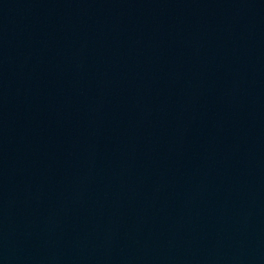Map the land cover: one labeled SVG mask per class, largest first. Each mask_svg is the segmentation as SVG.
<instances>
[{
  "label": "water",
  "instance_id": "95a60500",
  "mask_svg": "<svg viewBox=\"0 0 264 264\" xmlns=\"http://www.w3.org/2000/svg\"><path fill=\"white\" fill-rule=\"evenodd\" d=\"M0 264H264V0H0Z\"/></svg>",
  "mask_w": 264,
  "mask_h": 264
}]
</instances>
